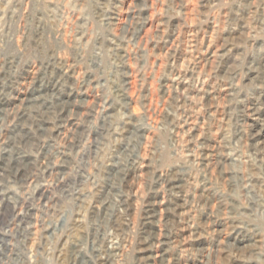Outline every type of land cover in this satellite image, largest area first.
Listing matches in <instances>:
<instances>
[{
  "label": "rangeland",
  "instance_id": "rangeland-1",
  "mask_svg": "<svg viewBox=\"0 0 264 264\" xmlns=\"http://www.w3.org/2000/svg\"><path fill=\"white\" fill-rule=\"evenodd\" d=\"M92 263L264 264V0H0V264Z\"/></svg>",
  "mask_w": 264,
  "mask_h": 264
},
{
  "label": "bare ground",
  "instance_id": "bare-ground-1",
  "mask_svg": "<svg viewBox=\"0 0 264 264\" xmlns=\"http://www.w3.org/2000/svg\"><path fill=\"white\" fill-rule=\"evenodd\" d=\"M192 38V37H191ZM254 108V107H253ZM252 111V110H251ZM259 112V111H258ZM250 112H248V114H249ZM132 130V129H131ZM134 130V129H133ZM258 135V134H257ZM132 161V160H131ZM131 164V163H130ZM127 165V164H126ZM83 172V171H82ZM116 173V172H115ZM20 174V173H19ZM116 175V174H115ZM8 199H10V198H8ZM125 200V199H124ZM123 202V201H122ZM11 203V202H10ZM104 208V207H103ZM124 210V209H123ZM104 211V210H103ZM103 214V213H102ZM43 216V215H42ZM45 218V217H44ZM102 218V217H101ZM23 221L25 222V226H26V223H28V221H25L26 219H27V213H26V216H25V218H24V216H23ZM156 223H157V221H156ZM60 226H61V224H60ZM183 227V226H182ZM156 235V234H155ZM111 237V236H110ZM116 245V244H115ZM110 249V248H109ZM115 249V248H114ZM141 249V248H140ZM104 252V251H103ZM105 256V255H104ZM77 259V258H76ZM93 259V258H92ZM96 259V258H95ZM81 261V260H80ZM79 262V261H78ZM96 262H98V260L96 261ZM100 263V262H99ZM108 263V262H107ZM93 264V263H92ZM98 264V263H97ZM102 264V263H101Z\"/></svg>",
  "mask_w": 264,
  "mask_h": 264
}]
</instances>
